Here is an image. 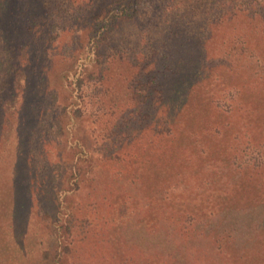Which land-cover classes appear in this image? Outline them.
Instances as JSON below:
<instances>
[{
  "label": "rangeland",
  "instance_id": "obj_1",
  "mask_svg": "<svg viewBox=\"0 0 264 264\" xmlns=\"http://www.w3.org/2000/svg\"><path fill=\"white\" fill-rule=\"evenodd\" d=\"M102 1L45 0L21 48L0 42V264H264V20L177 40L146 13L96 62ZM79 56L80 116L49 132Z\"/></svg>",
  "mask_w": 264,
  "mask_h": 264
},
{
  "label": "trees",
  "instance_id": "obj_2",
  "mask_svg": "<svg viewBox=\"0 0 264 264\" xmlns=\"http://www.w3.org/2000/svg\"><path fill=\"white\" fill-rule=\"evenodd\" d=\"M44 2L45 0H0V42L4 44V46L8 45V43L11 42V37L15 36L17 42L21 44V48L23 43L29 38L27 32H30L32 24L36 23V19L39 17V4L42 3L45 5L44 7L47 6ZM18 6L21 7L22 11L16 19V10L19 8ZM146 13H148L149 17ZM242 14L246 17L264 20V0H103L99 13H97L88 24L87 41L82 45L80 49L82 52L80 54H83L86 59H92L97 62L100 55H102V49L108 50L105 45L111 40L110 32L120 28L124 23L139 22L144 15H146L145 18H151V16L156 18L158 23L167 20L173 21V19H175V23H177V32L175 31L174 33L177 35V40H180L182 37L186 36L184 33L187 27L196 28L197 26L198 31L203 32L204 37L206 36L204 33L208 30L207 24L210 22L211 24L218 22L224 23L226 21L241 18L239 16ZM179 20H181L183 25L180 24ZM7 31L13 34H8ZM33 41L34 39L32 37V42ZM26 44L29 45L31 43L26 42ZM32 44L33 49L37 51L38 44L35 42ZM118 50H121L120 47L114 49L116 52ZM29 56L31 57V53ZM79 57L80 58H76L79 60V62L76 63L77 76L70 81L72 92L67 99L68 103L62 106L60 117L54 120L51 127H48L49 132L54 130L56 134L62 133V116L64 114H72L74 117L80 116L81 109L74 103L76 101L81 102L80 90L84 82L83 75L85 74L89 79H93L95 74L92 73L88 67H85V58L83 56ZM144 60L142 69L149 66L146 63L148 59ZM27 75H29V73H27ZM25 76V71H22V73L17 76V81L21 82L22 79H24V82H27L28 77ZM140 85L143 89H152L156 92V86L153 88L146 87V82ZM149 94L156 93L149 92ZM70 224L71 220L69 219L66 223L64 236L69 233ZM65 248L68 249L67 247ZM56 256H59V254L56 253L54 258Z\"/></svg>",
  "mask_w": 264,
  "mask_h": 264
}]
</instances>
